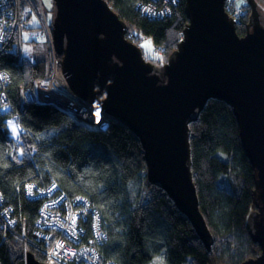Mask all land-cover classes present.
<instances>
[{
	"label": "trees",
	"instance_id": "16d2710c",
	"mask_svg": "<svg viewBox=\"0 0 264 264\" xmlns=\"http://www.w3.org/2000/svg\"><path fill=\"white\" fill-rule=\"evenodd\" d=\"M107 1L128 25L151 36L155 45L167 46L168 61L189 22L185 0L173 6L171 15L155 19L138 8L148 0ZM22 4L32 6L33 1ZM246 8L245 19L237 26L240 35L246 33L251 13L248 4ZM33 28L27 23L24 33ZM47 66L46 60L21 62L10 47L0 53V70L9 76L5 91L25 130L19 146L13 148L8 120L0 118V190L4 199L0 213L7 208L17 221L9 229L0 216L1 264H27L29 252L44 262L43 242L35 236L46 198L31 199L27 186L53 183L58 184V193L90 203L87 219L80 220L82 238L84 242L94 239L101 262L241 264L260 254L261 246L253 242L247 228L253 211L254 168L243 148L232 106L210 99L190 124L200 208L215 238L208 250L190 219L166 191L149 181L142 142L128 126L113 119L108 128L98 129L75 120L52 102H21L23 89L49 75ZM86 208L84 203L81 209ZM96 217L99 235L94 228Z\"/></svg>",
	"mask_w": 264,
	"mask_h": 264
},
{
	"label": "water",
	"instance_id": "95a60500",
	"mask_svg": "<svg viewBox=\"0 0 264 264\" xmlns=\"http://www.w3.org/2000/svg\"><path fill=\"white\" fill-rule=\"evenodd\" d=\"M189 22L163 66L128 38L129 25L107 0H54L53 37L70 89L128 126L141 140L147 176L193 224L208 250L214 234L194 180L191 127L210 99L233 107L243 148L254 168L247 228L261 246L241 264H264V21L247 0V31L227 0H185ZM108 128V127H107ZM103 129H106L103 127ZM27 264L39 261L33 252Z\"/></svg>",
	"mask_w": 264,
	"mask_h": 264
},
{
	"label": "built area",
	"instance_id": "2783aa9c",
	"mask_svg": "<svg viewBox=\"0 0 264 264\" xmlns=\"http://www.w3.org/2000/svg\"><path fill=\"white\" fill-rule=\"evenodd\" d=\"M23 1L24 0H0V35L3 36V39L0 40V53L10 47V50L13 53L18 55L20 54L19 60L21 62H23L25 58L23 54L21 55V47L24 43L23 36L26 29V17H28L26 15L27 10H23V8H28V5H23ZM32 1L38 3L40 0ZM179 1L180 0H170L168 6L166 7V0H148L147 2L138 4V8L141 10L142 14L147 15L151 19L163 18L164 16H169L173 13V6L177 5ZM226 10L231 17L238 22V24L243 22L247 14L244 7L238 6L237 0H227ZM39 14H41L48 26L49 22L44 10L39 11ZM46 29L49 30L47 27ZM52 39L56 52L53 57L55 62H50L51 65L49 75L45 76L47 77L46 79H36V85L34 86L35 90L30 88L22 90V103H24L27 99L33 98H36L40 102H46L44 100L45 96H47L48 102L55 103L57 97L59 96L61 99L67 101V103L71 104V107H61L69 112L74 111L77 121L96 128L106 125L104 123L108 122L110 118L112 120L114 119L111 114L100 110L97 106L73 93L72 90V92L67 91V88L70 89V87L68 86L66 75L62 69V61L59 57L60 55L55 47L53 26ZM58 58L61 61L60 63ZM8 80L9 76L7 72L0 70V118H4L6 120L12 119V121L18 122L19 113L14 111L13 105L5 91ZM55 88H57V90H54ZM70 93L73 96H71ZM65 94L70 97L69 100L64 98ZM87 102L89 104H87ZM88 106L95 109V111L99 110L98 112L100 114L98 117L103 118L102 124L92 122L95 124L92 125L89 123V119L85 116L86 107ZM75 109L78 110V115ZM105 115H107L108 118H104L103 116ZM9 139L13 148H17V145L19 146L18 138L9 136ZM53 184L56 186L55 188H53ZM53 184L48 187H39L36 184H31L33 186V191L31 194L27 192L31 199L46 198L39 210L40 215L37 221L39 230L36 231L35 236L38 240L43 242V249L41 248L40 250L44 253V262L49 264H112V262H101L98 251L93 247L95 244L93 238L88 239L86 242L83 241L82 236L84 231L80 226V220L87 219L88 213L91 212L89 209L90 203H86L84 199L77 200V197L70 198L64 192L58 193V191H60L58 184ZM50 189L51 191H49ZM61 197L64 199H61ZM3 203V194L0 190V208ZM84 203L87 206V211H85V209H81ZM45 205H48V207L46 208ZM70 209L73 210L70 219H72L73 215L76 217L75 236H73L69 231L68 226L71 225V221L67 223V219L65 218V215L68 214V210ZM0 216L6 220L7 224L10 226L9 229L15 227L17 221L13 218L9 209H2ZM94 228L95 231L98 233L100 232V221L98 217L94 220ZM37 232H40L41 234ZM57 240L60 245H63L60 248L61 251L59 254L55 251L51 252L52 254L50 255L48 250H52Z\"/></svg>",
	"mask_w": 264,
	"mask_h": 264
},
{
	"label": "rangeland",
	"instance_id": "374dc122",
	"mask_svg": "<svg viewBox=\"0 0 264 264\" xmlns=\"http://www.w3.org/2000/svg\"><path fill=\"white\" fill-rule=\"evenodd\" d=\"M170 0H166V7L168 6ZM237 4L240 7H244L245 11L247 12V8L246 5L248 4L247 0H237ZM51 5V6H49ZM261 11L264 13V2H260L259 3ZM27 12L26 15L28 17H26V26L27 27V23L28 26L34 27L32 30H28L25 33V36L27 35V39H24V43L21 47V55L23 54L25 56L24 61H29L30 63H36L42 60H46L47 62V68L48 71H50V65L52 63L55 62V60L53 59L54 55H55V48H54V42L52 39V26H53V21H54V16H55V4H54V0H40L38 3L37 2H33V5H29L27 8ZM44 10L47 20L49 22L48 26H47V22L44 21V18L41 16V14H39V11ZM30 15V16H29ZM29 20V21H28ZM49 28V30L46 29V27ZM128 37L133 40L136 41L141 48L144 51L145 57L148 59H152L155 60L157 62H159L158 66H163L167 61H165L166 57H167V53L169 51V48L167 46H158L155 45L153 39L151 38V36H148L144 33H141L138 29L132 27L129 25V30H128ZM147 41H151V47L152 50L151 52H149L147 49L143 48L142 45L147 42ZM27 50V51H26ZM20 55V54H19ZM61 61H62V56H59ZM59 63L61 62L58 58ZM62 63V62H61ZM47 77H42L39 78L38 80H42V79H46ZM36 85V80L34 82V85L32 87H30V89L35 90V86ZM69 86V85H68ZM68 92L71 91V89L67 88ZM54 90H57V88H55ZM72 92V91H71ZM71 96H73L70 93ZM64 98L66 100H69L70 97L65 94ZM34 100H37L36 98H33ZM33 99H27L28 100H33ZM44 100L46 102H48V98L47 96H45ZM25 101V102H26ZM38 101V100H37ZM22 102V101H21ZM24 102V101H23ZM24 102V103H25ZM45 102V103H46ZM23 103V104H24ZM56 105H58L60 108H62L61 106H67V107H71L70 103H67V101L61 99L59 96L57 97L56 102L54 103ZM87 104H89L87 102ZM63 110L67 111L66 109L62 108ZM75 111L77 112L78 115V110L75 109ZM69 112V111H67ZM72 117L76 120V114L74 111L69 112ZM109 114V113H108ZM104 118L108 116L105 115L103 116ZM105 120V119H104ZM12 121V119H8V122ZM112 119L110 118V120L108 122H105L104 126L99 127L98 129H103L107 128L110 123H111ZM14 124L17 125L18 127V132L20 133L19 136H13L11 134V130L9 127V136L14 137V138H18V140H20L22 133H24L25 131L23 130V128L20 126V124L18 122L12 121ZM92 125V122H89ZM9 126V125H8ZM94 127V126H93ZM96 128V127H95ZM73 213V210L70 209L68 210V214L65 215V218L67 219V223H69L70 220V216ZM69 217V218H68ZM69 228L71 227V225L68 226ZM59 244V241L57 240L55 245L53 246L52 250H48V253L51 255V252H57L59 254V252L61 251V247H57V245ZM60 245V244H59ZM46 253V252H45ZM67 254V253H66ZM256 257V256H255ZM252 258V257H251Z\"/></svg>",
	"mask_w": 264,
	"mask_h": 264
},
{
	"label": "snow or ice",
	"instance_id": "6c2138e0",
	"mask_svg": "<svg viewBox=\"0 0 264 264\" xmlns=\"http://www.w3.org/2000/svg\"><path fill=\"white\" fill-rule=\"evenodd\" d=\"M49 6H51V5H49ZM28 37H27V35L25 36V39H27ZM3 39V36L2 35H0V40H2ZM142 47L143 48H145V49H147L149 52H151V50H152V47H151V41H147V42H145L143 45H142ZM27 51V50H26ZM100 113L99 112H97L96 113V115H99ZM8 125H9V127H10V130H11V134L13 135V136H19V132H18V127H17V125L16 124H14L12 121H9L8 122ZM20 152H21V155L23 154V149H21L20 150ZM56 186L53 184V188H55ZM32 191H33V186L31 185V184H29L28 186H27V192L29 193V194H31L32 193ZM49 191H51V189L49 190ZM61 199H64L63 197H61ZM80 199H82V198H80V197H77V200H80ZM54 203H56V202H54ZM45 207L47 208L48 207V205H45ZM85 211H87V209H85ZM69 218V217H68ZM71 220V227L69 228V231L71 232V234L73 235V236H75L76 235V231H75V225H76V217H75V215H73V217H72V219H70ZM97 235H99V233H97ZM63 245H57V247H62Z\"/></svg>",
	"mask_w": 264,
	"mask_h": 264
},
{
	"label": "bare ground",
	"instance_id": "6f19581e",
	"mask_svg": "<svg viewBox=\"0 0 264 264\" xmlns=\"http://www.w3.org/2000/svg\"><path fill=\"white\" fill-rule=\"evenodd\" d=\"M100 110H102V109H100ZM98 111L99 110L95 111V109H93L92 107L88 106V107H86L85 116L89 119L90 122H95L97 124H102L103 123V118L102 117H98V115H96V113ZM102 111H104V110H102Z\"/></svg>",
	"mask_w": 264,
	"mask_h": 264
},
{
	"label": "flooded vegetation",
	"instance_id": "af4514ba",
	"mask_svg": "<svg viewBox=\"0 0 264 264\" xmlns=\"http://www.w3.org/2000/svg\"><path fill=\"white\" fill-rule=\"evenodd\" d=\"M260 10H261V8H260ZM261 13H262V19L264 21V13L262 11H261Z\"/></svg>",
	"mask_w": 264,
	"mask_h": 264
},
{
	"label": "clouds",
	"instance_id": "9594fccd",
	"mask_svg": "<svg viewBox=\"0 0 264 264\" xmlns=\"http://www.w3.org/2000/svg\"><path fill=\"white\" fill-rule=\"evenodd\" d=\"M61 56V55H60ZM40 102V101H39ZM43 103H45V102H43ZM47 103V102H46Z\"/></svg>",
	"mask_w": 264,
	"mask_h": 264
}]
</instances>
